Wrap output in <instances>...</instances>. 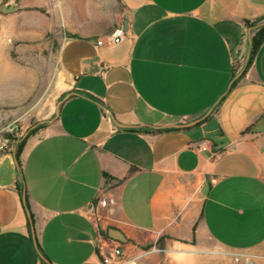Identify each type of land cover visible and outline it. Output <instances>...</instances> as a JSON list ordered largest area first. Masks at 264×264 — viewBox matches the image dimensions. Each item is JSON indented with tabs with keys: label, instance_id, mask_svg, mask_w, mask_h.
<instances>
[{
	"label": "crops",
	"instance_id": "0c3cea01",
	"mask_svg": "<svg viewBox=\"0 0 264 264\" xmlns=\"http://www.w3.org/2000/svg\"><path fill=\"white\" fill-rule=\"evenodd\" d=\"M263 23L264 0H0V75L31 74L5 35L39 39L46 101L73 93L20 165L0 158V264H102L113 246L136 264H264ZM101 191L112 214L91 219Z\"/></svg>",
	"mask_w": 264,
	"mask_h": 264
},
{
	"label": "rangeland",
	"instance_id": "374dc122",
	"mask_svg": "<svg viewBox=\"0 0 264 264\" xmlns=\"http://www.w3.org/2000/svg\"><path fill=\"white\" fill-rule=\"evenodd\" d=\"M18 1L3 0L4 3L10 2V4ZM3 28H7V26L0 25V30ZM33 28L38 30L39 25L33 26ZM3 41L1 50H8L12 46L16 61L20 62L22 66L26 65V68L30 64L31 74L29 76L21 73L13 79L12 74H6L5 77L0 75V79H2L0 82V158L3 154L15 152L22 139L30 133L34 126L44 125L29 136L28 140L43 135L49 127V123H42V121L50 119L47 117L43 120V117L51 105L54 106L59 102L46 101L53 95L57 70L55 62L53 61L52 65L51 60L49 61L47 58L46 51L35 48L42 44L41 40H33L34 48L30 52H28V45L23 42L11 44V38L6 35L3 37ZM24 50L26 57L23 55ZM29 55L32 56L30 61ZM241 254L246 255L243 252ZM233 258L235 262L240 261L236 260V257ZM246 258L245 256L240 257V259Z\"/></svg>",
	"mask_w": 264,
	"mask_h": 264
},
{
	"label": "built area",
	"instance_id": "2783aa9c",
	"mask_svg": "<svg viewBox=\"0 0 264 264\" xmlns=\"http://www.w3.org/2000/svg\"><path fill=\"white\" fill-rule=\"evenodd\" d=\"M128 36V32L123 28L119 27L114 30V32L106 37L105 39H100L97 44L99 46L106 45L108 47H115L119 45L126 37ZM191 149L197 151H205L209 149V141L203 139L199 142L192 143L190 145ZM99 209H107L109 214H112V209L110 208L109 199H107L104 195V192H100L99 196L96 198L94 202H92L87 209L83 210L82 213L87 215L91 219L98 218ZM156 249H151V251H145V255L155 251ZM233 257H236V260H240V257L247 255H243L241 253H232ZM137 257H130L126 255L121 247L113 246L103 252L101 255V263L102 264H136Z\"/></svg>",
	"mask_w": 264,
	"mask_h": 264
},
{
	"label": "trees",
	"instance_id": "16d2710c",
	"mask_svg": "<svg viewBox=\"0 0 264 264\" xmlns=\"http://www.w3.org/2000/svg\"><path fill=\"white\" fill-rule=\"evenodd\" d=\"M263 42H264V25H261L259 28L256 29V32L253 34L252 39H251V50H250L249 63L254 58L257 50L259 49V47L261 46V44ZM41 127H44V125H38L34 129H32L30 131V133L24 139H22V141L20 142L17 150L14 152L15 156H16V159L19 162V165H20L21 154L23 152V149H24V147H25V145L27 143V140H28L29 136L34 134Z\"/></svg>",
	"mask_w": 264,
	"mask_h": 264
},
{
	"label": "water",
	"instance_id": "95a60500",
	"mask_svg": "<svg viewBox=\"0 0 264 264\" xmlns=\"http://www.w3.org/2000/svg\"><path fill=\"white\" fill-rule=\"evenodd\" d=\"M16 10H17V7H10V8L3 7V8H2V11H3V12H13V11H16ZM262 25H264V23H263ZM72 95H73V93L67 94V95L64 97L63 100L59 101V103H58V111H57V114H58V112H59V107H60V105L64 102L65 99L69 98V97L72 96ZM42 123H43V122H42ZM36 126H38V125H36ZM36 126H34L33 129H34ZM23 200H24V202H25V204H26L27 195H26V190H25V189H24V191H23ZM27 213H28V216H29V220H30V224H31L32 230H34L33 218H32V216H31V214H30V210H29L28 208H27ZM33 233H34V231H33Z\"/></svg>",
	"mask_w": 264,
	"mask_h": 264
}]
</instances>
